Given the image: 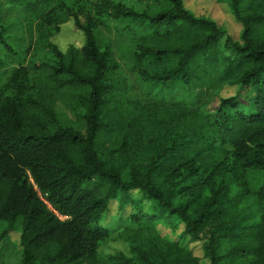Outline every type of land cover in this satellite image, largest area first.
Returning a JSON list of instances; mask_svg holds the SVG:
<instances>
[{"label":"trees","instance_id":"obj_1","mask_svg":"<svg viewBox=\"0 0 264 264\" xmlns=\"http://www.w3.org/2000/svg\"><path fill=\"white\" fill-rule=\"evenodd\" d=\"M216 1L237 39L184 0H10L23 19L0 20V264H264V0ZM69 20L83 44L61 51ZM113 30L115 48L99 42ZM210 76L215 108L170 94ZM134 81L162 92L133 99ZM109 241L127 253H102Z\"/></svg>","mask_w":264,"mask_h":264},{"label":"rangeland","instance_id":"obj_2","mask_svg":"<svg viewBox=\"0 0 264 264\" xmlns=\"http://www.w3.org/2000/svg\"><path fill=\"white\" fill-rule=\"evenodd\" d=\"M184 5L187 9L192 11L195 16H205L215 20L219 25H222L227 30L228 34L231 35L234 39H237L240 26L235 23L231 14L227 10L226 6L222 2H217L216 0H184ZM23 14L17 8H14V5L10 3V0H0V20L3 23H12L15 20H22ZM114 28H119L118 23H110ZM14 36L18 39L21 34L19 32H14ZM116 31H112L111 33H105L104 31L98 32L99 42L102 44H108L112 48L116 46ZM61 51H65L69 46H75L77 48L81 47L83 44V35L80 31L76 30L73 26V22L71 20L60 26V31L56 34L51 40ZM209 80L203 81L202 84L196 88V90L188 95L185 89L182 86H174V88L170 91L172 95H177L180 100L185 101H193L195 98L200 97L202 99L207 100L210 103V108H215L218 105V99L214 96L216 90L211 82L213 76L209 77ZM135 90L130 94V97L136 100H144V99H152L156 93L162 92V90H157L147 84H142L140 82L134 81ZM159 89V88H158ZM151 90V95L148 94ZM157 90V91H156ZM164 94H167L166 91H163ZM198 93V94H196ZM235 93V89L231 87H226L220 93V97L227 98L233 96ZM196 94V95H195ZM148 202L138 203L136 199L132 205H136V207L147 208L146 206ZM111 212L110 216L114 214L113 210H115V206L110 208ZM119 216H113L108 222H105V218H103V225H105L108 229H114L116 226V221ZM165 226V225H161ZM162 235L168 234L172 239L174 236L170 235L168 229H163L159 227ZM179 232V230H178ZM17 236H13V240L16 241ZM195 256L201 258L202 257V248L201 243H195L190 245ZM100 251L104 254H114L117 252L127 253V245L121 241H109L105 246L101 247ZM205 263V261H204Z\"/></svg>","mask_w":264,"mask_h":264}]
</instances>
